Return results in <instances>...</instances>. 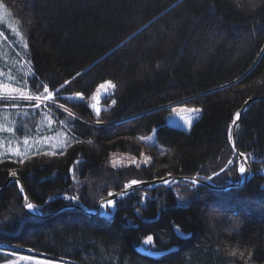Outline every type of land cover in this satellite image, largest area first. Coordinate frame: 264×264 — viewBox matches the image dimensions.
<instances>
[{"label": "trees", "instance_id": "trees-1", "mask_svg": "<svg viewBox=\"0 0 264 264\" xmlns=\"http://www.w3.org/2000/svg\"><path fill=\"white\" fill-rule=\"evenodd\" d=\"M0 3L25 46L26 85L38 93L48 84L65 108L51 107L56 122L67 133L61 121L73 113L68 122L84 141L69 137L56 155L36 153L24 163L0 160V187L16 171L30 201L48 215L28 212L16 182L8 183L0 191V263L29 254L70 264H264V174L256 167L227 189L173 180L137 188L102 216L64 207L73 203L67 195L95 209L132 179L211 177L217 186L238 180L228 129L246 99L264 96V0ZM109 81L116 87L97 117L87 102ZM77 92L83 101L66 99ZM180 104L201 109L187 131L166 118ZM236 141L248 157L264 155L263 98L241 115ZM113 154L133 161L114 167ZM138 245L177 250L152 258ZM233 248L245 257L228 256Z\"/></svg>", "mask_w": 264, "mask_h": 264}, {"label": "rangeland", "instance_id": "rangeland-1", "mask_svg": "<svg viewBox=\"0 0 264 264\" xmlns=\"http://www.w3.org/2000/svg\"><path fill=\"white\" fill-rule=\"evenodd\" d=\"M24 51L25 46L17 26L9 16L3 4L0 3V89H22L27 86L26 77L30 75V69L28 66V62L25 59ZM105 83L106 82L100 84L97 87L91 97V101L87 102L88 106L94 111L96 110L93 109L91 105H95L96 109L99 110L103 108L105 109L107 107L103 103H101V100L111 94L112 88H101L100 86ZM26 91H30L33 95L40 93H34L30 88H28V86L26 88ZM41 92H43V90ZM55 95L57 96L56 93ZM73 96L74 95H67L66 97ZM93 96H95V99H93ZM36 103L37 101L35 100L0 101V160L3 158H8L12 161H19L21 158L25 160L29 156L36 153H52L53 151H62L66 147L65 137L67 133L64 131L63 126L56 122L52 110L51 114H49V109H51V107H58L60 103L55 100L54 103L45 102L42 103L39 108H34L33 105H35ZM185 108L196 107L188 106L186 104L176 105L171 109L170 112H168L166 118L168 123L187 131L189 130L191 125L186 124L185 120L190 119L193 122V120L200 114V112L188 113L185 111H181V109ZM173 109H175V112L173 111ZM9 127L13 129L12 132L4 130ZM26 138L29 142L28 145L24 144V140ZM67 139L68 144H70L71 139L69 137ZM17 151L19 152V155L14 154ZM128 157L129 155L127 154H113L110 160L112 164L113 162H115L116 166H121L130 163V161H133L131 158ZM246 157L248 159L250 158L247 155ZM237 161L239 160L236 156V170L238 167ZM250 169V171H253L251 165ZM237 175L239 178L238 171ZM202 179H207L210 181V179L208 178ZM171 183L173 184L174 182L169 181L164 185H170ZM73 203L80 202L77 201ZM112 208L113 207L107 209ZM107 209H105V212H107ZM146 240L147 238L143 240V246L145 248L147 244H149L145 243ZM0 264L70 263L62 260H49L38 255L14 254L10 259L1 262Z\"/></svg>", "mask_w": 264, "mask_h": 264}, {"label": "snow or ice", "instance_id": "snow-or-ice-1", "mask_svg": "<svg viewBox=\"0 0 264 264\" xmlns=\"http://www.w3.org/2000/svg\"><path fill=\"white\" fill-rule=\"evenodd\" d=\"M80 73H77V76H79ZM70 83V81L68 80H65L63 82V84L60 86L61 88H63L65 85H68ZM39 87V86H38ZM101 88H112L114 89L116 87L115 84L111 83L110 81L109 82H106L105 84L101 85L100 86ZM26 88L27 86H25V88H22V89H17V88H4V89H0V101H16V100H28V101H32V100H35L37 101V103L35 105H33L34 108H39L41 106L42 103H45V102H48V103H54L55 100H56V95L53 91H50L49 89V86L48 84H44L43 85V92H40L38 94H31L30 91H26ZM57 92L59 91V89L56 90ZM66 99H77V100H80V101H83L84 100V95L80 92H77L75 93V95L73 97H67ZM93 99H95V96H93ZM251 99V98H250ZM247 103V101L245 102ZM113 104H115V101H113ZM12 106H16V105H12ZM59 108H64V105L63 104H60L58 105ZM91 107L93 109L96 110V115L97 117H99L100 115V112H99V109H96V106L95 105H91ZM173 111L175 112V109H173ZM181 111H185V112H188V113H198L201 111V109L199 108H185V109H181ZM49 114H51V109H49ZM73 118V113L69 112L68 113V119H71ZM68 119H66L65 121H61V123L65 124L67 129H68V132L66 134V137H65V146H70L68 144V137H72L76 143H83L84 141H80L78 139H75V134L74 132H72V125L68 122ZM240 119V112H237L233 115L232 117V123L229 125V129H228V140H229V143L233 144L234 145V139H233V128L236 126L237 124V121ZM51 122V121H49ZM97 124L101 123V121L99 119H97ZM185 123L188 124V125H191L192 121L190 119L188 120H185ZM8 132H12L13 129L11 127L7 128V129H4ZM139 139L143 140L144 138L143 137H140ZM28 140L27 138L24 140V144L25 145H28ZM87 143L91 144L92 141L91 140H88ZM15 155H19V152H15L14 153ZM45 155H47L48 153H44ZM53 155H56L57 153L55 151L52 152ZM59 154H63V152H60ZM26 155V154H25ZM143 155V154H141ZM244 153H240V156L241 157H244ZM150 157L146 158L145 160V163L149 162L150 161ZM20 163H24V159L21 158L19 160ZM246 159L243 160V161H237L238 163V167H237V171L241 174V175H244L246 173V167H245V163H246ZM75 163L79 164V161H76ZM233 164V160L229 159L227 161V165H232ZM113 166L115 167L116 166V163L113 162ZM70 172H75V169H69ZM221 172H224L225 171V168H221L220 169ZM9 175L11 177H16L17 176V172L16 171H11L9 172ZM214 175H218V173H214ZM208 179H211V177H209ZM17 186H20V182L19 180H16L15 181ZM139 181H136V180H132L130 182L131 185H136L138 184ZM193 185H195L197 183V181L193 180L191 182ZM129 187V185H125V191L127 190V188ZM20 190L23 192V187L20 186ZM124 194V192L121 193V196ZM109 197H113L115 196L116 194L114 193H111L109 192L108 193ZM65 199L69 200V201H72V202H77L78 201V197L76 196H65L64 197ZM25 200L27 201V197H25ZM116 200L114 199H108L106 201H104L103 203H101V208H111V207H114L116 205ZM23 207L25 209H27L29 212H35L37 211V206L34 205L33 203H30V202H25V204L23 205ZM177 235L180 236L182 238V235L180 233V230L177 229ZM152 241V237L149 236L147 238V240L145 241V243H150ZM227 255L230 256V257H239V258H244L245 257V253L243 251H239L238 248H233V249H229L227 251ZM253 256V252L251 250H249L247 252V258L250 260ZM245 264H247V261L245 262Z\"/></svg>", "mask_w": 264, "mask_h": 264}, {"label": "water", "instance_id": "water-1", "mask_svg": "<svg viewBox=\"0 0 264 264\" xmlns=\"http://www.w3.org/2000/svg\"><path fill=\"white\" fill-rule=\"evenodd\" d=\"M260 98H263L264 99V96H255V97H251L246 99L243 103V105L241 106V108L239 109L238 112H240V117L241 115L243 114V112L247 109L248 105L251 103V102H254ZM247 101V103H245ZM238 123V121H237ZM236 128H237V124L236 126L233 128V139H234V145L231 144L232 146V150L233 152L236 154L237 158L239 161H243L246 159V163H245V167H246V173L244 175H241L239 173V178L237 181L235 182H230L228 183L227 185L225 186H217V185H214L211 181L207 180V179H202V178H198V177H194V176H174V175H170V174H166L164 176H161V177H155V178H152V179H148V180H136V181H139L138 184L136 185H131L130 181L129 183L125 184V185H129V187L127 188V190L125 191V185L119 189L118 191H115V192H112L114 194H116L115 196L113 197H109V195L107 194L105 197L101 198L97 207L95 209H89L87 208L86 206L80 204V203H72L70 205H66L64 207H74V208H79L80 210H82L84 213L88 214V215H98V216H102L104 215L106 212H105V209L104 208H101V203H103L104 201L108 200V199H116V198H121V197H124L126 196L128 193L132 192L133 190L137 189V188H152V187H155V186H158V185H164L166 184L167 182L171 181V180H174V181H184V182H192L193 180L197 181L196 184H203L207 187H210L212 189H227L229 187H234V186H239L241 184H243L251 175H252V171H250V158L248 159L246 157V155H244V157H241L240 156V153H242L241 151L238 150L237 148V141H236ZM251 161H257L255 159H251ZM16 180H19L20 182V186L23 187V192L21 191L23 197H24V203L23 205L25 204V202H30V199L28 198L27 194H26V191L24 189V186L22 184V182L20 181V179L16 176V177H11L10 175H8V177L4 180L2 186L0 187V191L7 186L8 183H10L11 181H16ZM19 186V188H20ZM124 192V194L121 196V193ZM25 197H27V201L25 200ZM35 205V204H34ZM37 209H38V206H37ZM62 209V208H61ZM27 210V209H26ZM28 211V210H27ZM29 212V211H28ZM31 214H34L36 216H43V217H47L48 215H41L39 213V211H35V212H30ZM53 214V213H52ZM51 215V214H49ZM182 235V234H181ZM180 237V236H179ZM182 237H184V235H182ZM136 250L142 254V255H145V256H148V257H152V258H158L160 256H163L169 252H172V251H175L177 250V245H172L166 249H160V250H152V249H145L143 248L142 245H138ZM29 253H35L33 252L32 250H28Z\"/></svg>", "mask_w": 264, "mask_h": 264}, {"label": "flooded vegetation", "instance_id": "flooded-vegetation-1", "mask_svg": "<svg viewBox=\"0 0 264 264\" xmlns=\"http://www.w3.org/2000/svg\"><path fill=\"white\" fill-rule=\"evenodd\" d=\"M251 159H255L257 161H251ZM250 165L252 167V169H256L259 171V174H264V155L261 158H253L250 157Z\"/></svg>", "mask_w": 264, "mask_h": 264}]
</instances>
